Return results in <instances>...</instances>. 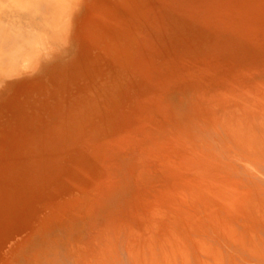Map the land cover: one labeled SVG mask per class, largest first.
I'll return each instance as SVG.
<instances>
[{
  "label": "rangeland",
  "instance_id": "1",
  "mask_svg": "<svg viewBox=\"0 0 264 264\" xmlns=\"http://www.w3.org/2000/svg\"><path fill=\"white\" fill-rule=\"evenodd\" d=\"M0 264H264V0H0Z\"/></svg>",
  "mask_w": 264,
  "mask_h": 264
},
{
  "label": "bare ground",
  "instance_id": "2",
  "mask_svg": "<svg viewBox=\"0 0 264 264\" xmlns=\"http://www.w3.org/2000/svg\"><path fill=\"white\" fill-rule=\"evenodd\" d=\"M170 6V5H169ZM173 6V5H172Z\"/></svg>",
  "mask_w": 264,
  "mask_h": 264
}]
</instances>
